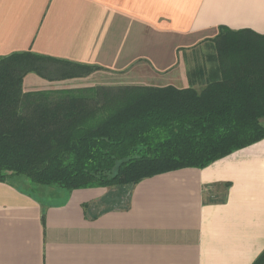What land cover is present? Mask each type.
Segmentation results:
<instances>
[{"label":"crops","instance_id":"0c3cea01","mask_svg":"<svg viewBox=\"0 0 264 264\" xmlns=\"http://www.w3.org/2000/svg\"><path fill=\"white\" fill-rule=\"evenodd\" d=\"M222 26L249 30L264 59V0H0V56L34 51L102 67L63 79L33 72L26 91L197 88L223 78L219 63L187 64ZM44 188L61 199L0 181V264H252L264 250V138L132 189Z\"/></svg>","mask_w":264,"mask_h":264},{"label":"trees","instance_id":"16d2710c","mask_svg":"<svg viewBox=\"0 0 264 264\" xmlns=\"http://www.w3.org/2000/svg\"><path fill=\"white\" fill-rule=\"evenodd\" d=\"M248 32L220 27L214 39L224 41L217 48L223 78L201 90L168 84L26 91L29 72L63 79L102 67L34 51L0 56V181L29 192L38 185L132 189L262 140L264 59ZM252 264H264V250Z\"/></svg>","mask_w":264,"mask_h":264},{"label":"rangeland","instance_id":"374dc122","mask_svg":"<svg viewBox=\"0 0 264 264\" xmlns=\"http://www.w3.org/2000/svg\"><path fill=\"white\" fill-rule=\"evenodd\" d=\"M223 43L224 41L222 39L220 41L212 39L206 42L199 43L198 46L194 47L193 54L189 56V59H187V64L189 68L188 70L190 72H193V71L199 72V70L201 69H209V66L217 65L219 63L217 48L222 47ZM27 74L33 75V72H29ZM54 79H57V78H54ZM197 88L198 90H201L202 87H197ZM44 187H48V186H45V185L36 186V188L34 189L35 194L43 198H46L47 200L54 201V202L61 199L60 197L56 195L46 193Z\"/></svg>","mask_w":264,"mask_h":264}]
</instances>
